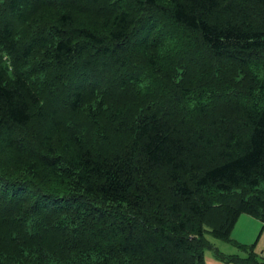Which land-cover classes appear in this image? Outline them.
Segmentation results:
<instances>
[{
	"label": "trees",
	"instance_id": "obj_1",
	"mask_svg": "<svg viewBox=\"0 0 264 264\" xmlns=\"http://www.w3.org/2000/svg\"><path fill=\"white\" fill-rule=\"evenodd\" d=\"M240 214L264 224V0H0V264H264Z\"/></svg>",
	"mask_w": 264,
	"mask_h": 264
},
{
	"label": "crops",
	"instance_id": "obj_2",
	"mask_svg": "<svg viewBox=\"0 0 264 264\" xmlns=\"http://www.w3.org/2000/svg\"><path fill=\"white\" fill-rule=\"evenodd\" d=\"M250 219L251 221H249ZM262 223V222H261ZM260 221L250 215L247 214H241L232 231H231V237L235 241L239 243H245L247 244L248 242H253L256 238V241H258L262 230L264 229V224L263 227L260 229ZM246 236V237H245ZM255 241V242H256ZM215 246L223 253L226 254H237L238 248L235 247L230 242H225V241H217L215 240L214 242ZM238 255V254H237ZM240 256V255H239ZM243 257V256H241ZM245 257V256H244ZM206 264H234V263H226L218 260L212 252L209 254H206Z\"/></svg>",
	"mask_w": 264,
	"mask_h": 264
},
{
	"label": "rangeland",
	"instance_id": "obj_3",
	"mask_svg": "<svg viewBox=\"0 0 264 264\" xmlns=\"http://www.w3.org/2000/svg\"><path fill=\"white\" fill-rule=\"evenodd\" d=\"M248 220L251 221L250 219H248ZM262 227H263V224L261 223L260 224V229ZM205 235L208 238V240L214 245V242H215L216 239H214L208 232H206ZM255 241H256V238H255V240L253 242H248L247 244L242 243V244L247 245L248 247L252 245V247H251L252 252L256 254V257L258 258L259 261H262V260H264V229L262 230V233H261L258 241H256V242ZM210 252H212V251L211 250H206L205 251L206 254H209ZM237 254L240 255V256H243V257L247 256V252H245L243 250H240V249H238Z\"/></svg>",
	"mask_w": 264,
	"mask_h": 264
}]
</instances>
